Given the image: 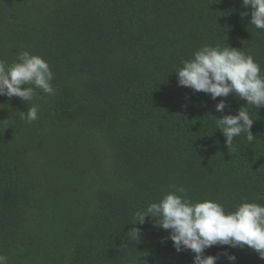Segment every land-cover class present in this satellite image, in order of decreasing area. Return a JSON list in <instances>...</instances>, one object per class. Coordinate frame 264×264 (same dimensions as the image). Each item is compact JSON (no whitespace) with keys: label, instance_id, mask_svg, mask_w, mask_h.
Returning <instances> with one entry per match:
<instances>
[{"label":"trees","instance_id":"trees-1","mask_svg":"<svg viewBox=\"0 0 264 264\" xmlns=\"http://www.w3.org/2000/svg\"><path fill=\"white\" fill-rule=\"evenodd\" d=\"M242 12H247L245 17ZM242 0H0V59L43 58L55 95L28 104L0 96V255L8 264H193L169 231L134 214L172 186L226 212L264 206V107L227 148L216 104L230 94L178 86L182 61L204 45L253 56L264 74V32ZM31 85H25L29 87ZM24 86L22 85L21 88ZM39 107V119L20 113ZM179 194V193H177ZM141 229L134 244L128 233ZM264 264L244 248L213 246L217 264Z\"/></svg>","mask_w":264,"mask_h":264},{"label":"clouds","instance_id":"clouds-1","mask_svg":"<svg viewBox=\"0 0 264 264\" xmlns=\"http://www.w3.org/2000/svg\"><path fill=\"white\" fill-rule=\"evenodd\" d=\"M242 5L251 9V26L264 32V0H242ZM247 15V12L241 13L242 17ZM174 72L178 86L210 94L213 101L234 94L247 102L236 115L224 114L228 107L225 99L216 104L215 110L222 114L221 118H216V124L226 138L227 148L241 134H246L249 142L255 139L250 131L254 121L247 106L264 107V74L252 55L229 46L204 45L191 59L183 60L182 67ZM53 78L49 64L28 51L19 52L16 61L10 65L0 59V96L18 97L28 104L36 96L35 89L55 95ZM38 113V105L32 104L27 113H20V116L31 123L39 119ZM172 187L174 190L158 203H150L138 210L134 214L135 222L131 224L143 225L146 218L155 219V226L170 230L167 239L177 253L190 250L195 254L193 264H217L219 257L204 255L205 250L213 246H247L264 260V206L243 202L235 211L226 212L217 202H193L184 187ZM140 233L141 229L134 227L127 235L135 244ZM225 255L231 264H235V255ZM0 264H8V257L0 255Z\"/></svg>","mask_w":264,"mask_h":264}]
</instances>
